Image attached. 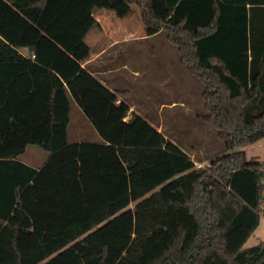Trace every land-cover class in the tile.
Returning a JSON list of instances; mask_svg holds the SVG:
<instances>
[{"label": "trees", "instance_id": "trees-1", "mask_svg": "<svg viewBox=\"0 0 264 264\" xmlns=\"http://www.w3.org/2000/svg\"><path fill=\"white\" fill-rule=\"evenodd\" d=\"M2 1L36 25L50 0ZM120 1L177 47L226 152L197 166L143 115L126 120L127 91L87 68L64 80L0 36V264H264V242L245 248L264 161L243 150L264 139V0H162L165 17ZM74 105L97 140L70 137Z\"/></svg>", "mask_w": 264, "mask_h": 264}, {"label": "rangeland", "instance_id": "rangeland-1", "mask_svg": "<svg viewBox=\"0 0 264 264\" xmlns=\"http://www.w3.org/2000/svg\"><path fill=\"white\" fill-rule=\"evenodd\" d=\"M97 2L101 7L102 19L97 18L87 23L83 22V18L76 12L73 5L75 3L51 0L49 8L56 12V18L62 16L61 26L53 32L57 39L65 43L67 49L79 48L75 51L76 54L83 50V46L91 50L96 47L94 43L101 44L98 41L102 37L103 27L107 30H117L121 25H126L134 30V27L139 29L141 25V35L136 34V40L133 39L134 42L127 44L126 53L119 58V61L125 60L129 64L128 69L117 72V75L123 77L121 80L127 81L122 87L127 91V101L132 104L135 112L151 119L166 137L190 153L197 166H207L214 156L224 154V142L217 131L203 119V115L207 113L202 98L203 86L180 63L177 47L167 41L164 32L160 31L157 36L155 34L150 37L155 30L144 25L137 7L120 0ZM162 4V0H155L154 8L161 16H168L161 10ZM9 9L13 10L9 5L2 13L11 15ZM15 13L16 15L12 14L11 17L27 21L18 12ZM146 34L148 38L144 39ZM42 52H45L44 46ZM26 53L29 54L30 51L26 50ZM86 129L87 127L73 116L69 128L70 137L75 139L77 133H87ZM34 149L40 148L30 146L28 154L32 158L40 159L43 150L37 152ZM243 150L249 158L255 157L264 161V139L244 147ZM260 242H264V204L261 224L245 248H251Z\"/></svg>", "mask_w": 264, "mask_h": 264}, {"label": "crops", "instance_id": "crops-1", "mask_svg": "<svg viewBox=\"0 0 264 264\" xmlns=\"http://www.w3.org/2000/svg\"><path fill=\"white\" fill-rule=\"evenodd\" d=\"M55 1L59 3H75L73 5L75 6L78 15L83 18V22L91 23L94 19H102V14L100 13L101 7L97 0ZM50 2L51 0L48 2L40 22L36 25H32L27 21L17 19V17L15 19L11 17L12 14L16 15L14 9H9L11 15H4L2 10L9 8V5L0 0V36L12 45H23L24 47L21 48V52L24 55H36L35 59L39 63L45 65L48 68H53L64 80L70 79L82 68H87L111 89L123 90L122 87L125 85L126 80H121L123 77L117 75V72L128 69L129 64L125 62V60L119 61V58L123 57V54L126 53L125 48L127 47V44L136 40V34L140 33L141 35V25L139 29L134 27V30H132V27H127L126 25H121L117 28V30H107L105 27H103L102 37L100 41H98L101 42V44L94 43L96 47L91 50L83 46V50L75 54V51H78L79 48L77 50V47L67 49L65 43H61V41L58 40L53 34V32L57 31V29H59L61 26L60 18L62 16L60 15L58 18H56V12L49 8L51 5ZM161 8L162 11L166 12V15H170L172 12L164 5ZM87 27L88 26L86 25V29ZM158 33L160 32L155 31L154 34L151 33L150 37H153L155 34L157 36ZM146 38H148L147 34L144 36V39ZM29 45H32L35 48V51L28 54L26 53V50L30 51ZM42 46L45 47V52H42ZM95 49L96 51H94ZM122 99L123 98L120 97L119 102ZM130 106L131 111L126 118L127 121L132 118L133 113H137L134 111L132 104H130ZM73 116L87 127V133L84 131L83 133L79 132L75 135L76 141L82 142L98 139L97 133L91 129L88 121L85 119L76 105L73 107ZM146 119L151 124L155 125L151 119ZM34 150L38 152L37 149ZM40 159L30 157L29 162L34 164L35 160L39 161Z\"/></svg>", "mask_w": 264, "mask_h": 264}, {"label": "built area", "instance_id": "built-area-1", "mask_svg": "<svg viewBox=\"0 0 264 264\" xmlns=\"http://www.w3.org/2000/svg\"><path fill=\"white\" fill-rule=\"evenodd\" d=\"M31 57H32L33 59H35V58H36V55L33 54V55H31Z\"/></svg>", "mask_w": 264, "mask_h": 264}]
</instances>
